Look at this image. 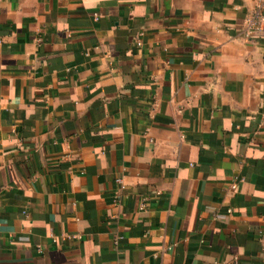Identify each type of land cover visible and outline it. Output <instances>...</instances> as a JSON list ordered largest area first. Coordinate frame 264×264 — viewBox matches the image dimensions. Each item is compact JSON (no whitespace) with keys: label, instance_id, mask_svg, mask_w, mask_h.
Returning a JSON list of instances; mask_svg holds the SVG:
<instances>
[{"label":"crops","instance_id":"0c3cea01","mask_svg":"<svg viewBox=\"0 0 264 264\" xmlns=\"http://www.w3.org/2000/svg\"><path fill=\"white\" fill-rule=\"evenodd\" d=\"M261 3L0 0V264H264Z\"/></svg>","mask_w":264,"mask_h":264},{"label":"built area","instance_id":"2783aa9c","mask_svg":"<svg viewBox=\"0 0 264 264\" xmlns=\"http://www.w3.org/2000/svg\"><path fill=\"white\" fill-rule=\"evenodd\" d=\"M247 39H253L255 36L264 34V4H259L246 18L243 31ZM118 182L123 185V178L119 177ZM235 186V183L233 184ZM64 237H80V234H64ZM234 264H238V258L234 259ZM227 264H232L227 262Z\"/></svg>","mask_w":264,"mask_h":264}]
</instances>
